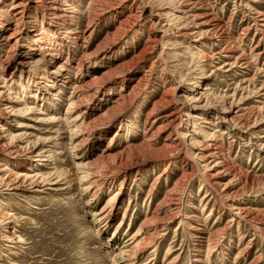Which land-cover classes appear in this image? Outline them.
<instances>
[{"label": "rangeland", "instance_id": "rangeland-1", "mask_svg": "<svg viewBox=\"0 0 264 264\" xmlns=\"http://www.w3.org/2000/svg\"><path fill=\"white\" fill-rule=\"evenodd\" d=\"M56 2L48 14L67 2L75 17L47 27L33 16L37 23L20 26L15 39H8L13 21L0 24L4 78L13 82L0 92H12L10 113L23 109L4 125L26 134L18 156L0 152V170L4 178L38 174L47 184L21 191L0 184V208L20 239L10 244L1 232L0 264H234L237 253L235 264H264V0H126L118 10ZM200 23L204 35L192 31ZM86 27L91 37L74 41ZM72 84L84 89L75 95L84 103L66 115ZM174 110L175 120L164 118ZM81 112L83 121L72 122ZM195 114L209 124L192 125ZM167 135L174 147L163 148ZM208 140L218 141L237 174L216 191L197 158ZM207 193L213 211L201 203ZM219 193L260 211L263 223L236 217ZM153 212L167 222L151 246Z\"/></svg>", "mask_w": 264, "mask_h": 264}, {"label": "bare ground", "instance_id": "bare-ground-1", "mask_svg": "<svg viewBox=\"0 0 264 264\" xmlns=\"http://www.w3.org/2000/svg\"><path fill=\"white\" fill-rule=\"evenodd\" d=\"M126 0H88V5L90 6V4L93 6V5H98L100 3H103L105 2L104 4H107L109 7L112 6V7H115L116 10L120 9V8H123V6L125 5V2ZM169 1V4H173V0H168ZM214 1V0H213ZM145 2V1H144ZM151 2V1H150ZM193 2V1H192ZM57 3L56 0H20L18 3L16 2H13L11 4V6L8 8V9H3L2 7H0V24L1 25H5L7 24L8 21L12 20L13 21V28H12V31L11 33L9 34L8 36V39H15V33L16 31L19 29L20 26H25V25H34L35 23H37L36 20L32 21L29 19H32L36 16H38L37 18H39V22H41L39 25H43V23H45L48 26H52V24L54 23H57V22H62L63 19H68L70 18V20H72V18L75 17V15L77 14V12L75 10L72 9V7L70 8V4H68L67 2H64L63 4H61L63 8H60V6H58L57 8H53L52 11L53 13L52 14H48L49 10L48 8L50 6H52L53 4ZM181 3V2H180ZM179 3V7L182 6V3L180 4ZM188 3H191L188 2ZM194 3V2H193ZM199 3V2H197ZM192 4V3H191ZM177 5V4H176ZM188 5V4H186ZM190 5V4H189ZM193 5V4H192ZM199 6V5H197ZM107 7V6H106ZM144 8V7H143ZM185 8V7H184ZM199 8V7H198ZM208 8V7H207ZM206 9V8H205ZM211 9V8H210ZM144 10V9H143ZM194 10V9H193ZM12 11V12H11ZM181 11V10H180ZM179 11V12H180ZM183 11V10H182ZM187 11V10H186ZM191 11V10H190ZM189 11V12H190ZM36 13V14H35ZM191 14V13H190ZM91 15V14H90ZM186 15V12L184 13V16ZM199 15V13H198ZM209 15V14H208ZM207 15V16H208ZM213 15V14H212ZM34 16V17H33ZM45 16H47V20H45ZM138 16V15H137ZM195 16V15H194ZM193 16V17H194ZM205 16V15H203ZM202 16V17H203ZM49 17V18H48ZM91 17V16H89ZM129 17V16H128ZM131 17V16H130ZM197 17V16H196ZM201 17V18H202ZM92 18V17H91ZM95 18V17H94ZM188 18V17H186ZM166 18L163 17V20H165ZM195 19H200V18H195ZM203 19V18H202ZM93 20V19H92ZM174 20L180 24V25H184L183 23L186 22L185 18H180L179 17H175ZM192 20V19H191ZM194 20V19H193ZM211 20V19H210ZM32 21V22H31ZM191 22V21H190ZM198 22V21H197ZM209 22V21H208ZM213 22V21H212ZM52 23V24H51ZM94 23V22H93ZM194 23V22H193ZM192 23V25H193ZM206 23V21H205ZM211 23V22H210ZM209 23V25H210ZM261 23V22H260ZM122 24V23H121ZM162 24V23H161ZM203 24V23H202ZM257 24V23H256ZM191 25V24H190ZM206 26L208 25V23L205 24ZM178 26V25H177ZM213 26V25H212ZM35 27V26H33ZM164 27V25H163ZM209 27V26H207ZM219 27V26H218ZM222 27V26H221ZM162 28V27H161ZM203 28V25L200 24H195V27L193 28L194 30H192L193 32L195 33H199L201 32L202 35H204V32H202ZM220 28V27H219ZM164 29V28H163ZM162 29V31H164ZM167 29V28H166ZM189 29H190V26H183L182 27V32L185 31V33L182 34V36L186 37V39H190V36H192L193 34H189ZM214 29V28H213ZM263 29V28H262ZM168 30V29H167ZM179 31V30H178ZM177 31V32H178ZM204 31V30H203ZM213 31H216V30H213ZM165 32V31H164ZM170 32V31H169ZM210 32H211V29H210ZM166 33V32H165ZM215 33V32H214ZM41 34V33H40ZM91 34H92V30L90 27H86L84 29V31L82 33H76V34H73V40H81V41H85L87 39H89L91 37ZM170 34V33H169ZM206 34H209V33H206ZM211 34V33H210ZM209 34V35H210ZM180 35V34H179ZM216 35V34H214ZM222 35V34H221ZM261 35V34H260ZM208 36V35H207ZM220 36V35H219ZM218 36V37H219ZM163 37V36H162ZM264 37V36H263ZM164 38V37H163ZM207 38V37H206ZM210 38V37H209ZM232 38V37H231ZM6 40L3 36L1 37L0 36V42L1 40ZM157 39V38H156ZM162 39V38H161ZM203 39V38H202ZM160 40V38L158 39ZM163 40V39H162ZM204 40V39H203ZM202 41V40H201ZM148 42V40H147ZM233 42V41H231ZM261 42V41H260ZM162 44V43H161ZM152 46V45H151ZM154 46V45H153ZM257 46V45H256ZM144 48L145 45L143 46ZM259 47V46H258ZM86 48V47H85ZM152 48V47H150ZM144 50V49H143ZM143 50L141 52V54L143 53ZM224 50V49H222ZM221 50V51H222ZM231 50V49H230ZM229 50V51H230ZM10 51V50H9ZM8 51V52H9ZM228 51V52H229ZM232 52V51H231ZM224 53V52H223ZM230 54V53H228ZM232 54V53H231ZM254 54V53H253ZM264 54V53H263ZM87 55V53H86ZM84 55V56H86ZM245 55V54H244ZM248 55V54H246ZM83 56V55H82ZM88 56V55H87ZM227 56V55H226ZM10 57V56H9ZM239 57V56H238ZM242 57V55H241ZM244 57V56H243ZM209 58V57H208ZM211 58V57H210ZM209 58V59H210ZM247 58V57H246ZM261 59V58H260ZM254 60V59H253ZM259 60V59H258ZM7 61H8V56L6 55V57L2 60H0V88L1 86H6L8 84H10L9 86H11V84L13 82H10L12 77H10V79L6 80L4 78V71L6 70V66H7ZM82 61V60H81ZM235 62V61H234ZM246 63V62H245ZM226 64V63H225ZM247 64V63H246ZM245 64V65H246ZM249 64V62H248ZM230 65V64H229ZM250 66V65H249ZM248 65L246 67H249ZM220 69V68H218ZM217 71V68L216 70ZM146 77L144 76L142 79H145ZM141 80V79H140ZM164 80V79H163ZM164 85V84H163ZM73 86V94L71 95V98L69 100V105H68V108H67V112H66V115L68 113H72L73 109H77L79 107L82 106V104L84 103V101L82 100L81 96V100L80 101H77L75 100V95L78 93L79 95L82 93L81 91V86L77 85V84H72ZM89 87V86H88ZM89 92V91H88ZM11 91L10 89H7L5 92H0V119H2V122H0V152L1 153H7L9 155H16L18 156L20 154V151H21V147H20V144L23 142L22 139L23 137L26 135V134H22V135H14L10 132H7L6 131V128H5V125L4 124H8L11 120H13V117H16L18 116L23 109H17L16 111H12V113H10L9 109L11 107H8V104L10 102H13L12 98L9 97V95H11ZM131 93V92H130ZM168 91L166 92H163V95L162 97H160L159 100H157L156 104L158 103L160 105V101L164 102L166 99H165V95H167ZM83 94V93H82ZM81 94V95H82ZM84 98H87L86 96H84ZM123 96H120L118 99H122ZM89 99V98H88ZM85 100V99H84ZM192 101L196 102L197 99H194L192 98L191 99ZM196 100V101H195ZM169 101V100H168ZM167 101V102H168ZM20 102V101H19ZM18 102V103H19ZM166 102V103H167ZM172 102V101H171ZM163 104V103H162ZM170 104V103H169ZM34 111V107L30 106V108H26L25 109V113L27 114H32V112ZM179 111L178 110H174L170 115L168 116H165L164 118H171L172 120H175L176 117L175 115H178ZM83 114L84 112H81L80 114L77 115V117H75L72 122H77L79 120H82L83 119ZM68 120V118H66L65 122ZM156 120V119H155ZM191 122H192V125H196V124H201V123H205V124H209V120L207 118H204L202 115H191V118H190ZM83 121V120H82ZM158 121V120H157ZM154 122V121H153ZM173 122V121H172ZM172 122H169L167 124H163L164 126L161 125L160 128H157L156 131H160V130H163L165 128L168 127V125ZM152 123V122H151ZM179 125V124H178ZM170 126H173V125H170ZM169 126V127H170ZM80 127V126H79ZM181 127V126H179ZM70 128V127H69ZM150 128V127H149ZM60 130V129H59ZM177 130V129H175ZM220 130L217 129L216 132H219ZM145 133V132H144ZM75 137H78L77 133L74 134ZM169 136L170 135H167L165 138H164V142L162 143L163 144V148L167 147V148H170V147H174L172 146V144L168 143V139H169ZM211 139V138H210ZM214 139V138H213ZM144 145V144H143ZM177 145V144H176ZM162 147V146H161ZM177 149V148H176ZM202 150L200 152H198L197 154V158L199 159L200 162H202L204 164V169L205 171L209 174L207 175V177H209L211 180L214 181L215 183V191L217 189H219V186H220V182H221V179H223L224 177H227L228 175H234V179L236 178V172H235V167L231 164V162H229L227 160V158H225L226 156H224V152L222 150V148L220 147L218 141L216 140H208V143L206 144V146L204 148H201ZM191 152V151H190ZM38 153H41V152H38ZM38 155V154H37ZM40 156V155H39ZM213 165V166H212ZM212 166V167H211ZM125 171V170H124ZM6 172V168H3L0 170V184L3 185L4 187H6V190H10V191H21L25 188H29V189H32V188H40V187H43L45 185H42L43 183L41 182H38V180L36 179L38 177V174L36 175H29V174H25V173H21V174H13V173H10L8 176H6L4 178V174ZM119 172V171H118ZM44 178V177H43ZM41 176H39V179H43ZM97 182V181H96ZM48 183V182H47ZM213 187V188H214ZM220 192V191H218ZM227 192V188H224V191L221 192V193H226ZM95 193V192H94ZM219 193V194H221ZM221 195H224V197L227 195L226 194H221ZM221 197V196H220ZM223 197V198H224ZM225 197V199H226ZM179 198V197H178ZM113 199V198H112ZM228 201H231L232 197L231 196H228L227 197ZM233 201V200H232ZM232 201L230 202L231 205H229V208L230 210H234L236 213H235V216L238 217V218H244V219H249L250 221H252L253 223H256L258 225H261L263 223V219L260 218V215H261V212L260 211H253V210H249V208H243V207H236L234 204H232ZM201 203L203 204L204 208L207 207V206H211L212 207V211L214 210V206H215V198L213 197L212 193H207L205 196H203L201 198ZM108 206V204H107ZM114 208V206H113ZM203 208V209H204ZM104 210V209H103ZM112 210V209H111ZM171 210V209H170ZM175 210V209H174ZM177 210V209H176ZM219 210V209H218ZM224 211V210H223ZM156 212V211H155ZM155 212L152 213V227L150 228L152 230V233L148 236V240L145 242V245H155L156 244V239L158 238L159 235H162L163 232L165 231L166 229V226H165V223L167 221H165L164 219L162 218H157L155 216ZM101 214L103 213V211L100 212ZM112 213V211H111ZM225 213V212H224ZM211 216V213L208 217ZM13 216L10 215L9 212H6L4 211L2 208H0V235L2 234L1 232H4L5 235L3 237V239L7 238V241L8 243L10 244H19L20 243V239L18 237L13 236L14 234H12L10 232V219L12 218ZM207 217V219H208ZM170 219V218H168ZM167 220V218H166ZM172 220V219H171ZM233 220V219H232ZM251 223V222H250ZM144 225V224H143ZM256 227V226H255ZM142 228V227H140ZM193 229L194 232H197L198 229L196 228H191ZM141 231V229L138 230L137 234ZM135 236L133 237H130V240H134ZM197 238V237H196ZM264 238V237H263ZM199 239V238H198ZM141 240V239H140ZM144 241V240H142ZM139 245V244H138ZM136 246V245H135ZM132 247V246H131ZM170 250H168V253L166 254V258L169 257L170 255ZM241 255L240 254H236V256L234 257L233 259V262L237 263L239 261V259H241ZM131 259H134V258H131ZM130 259V260H131ZM234 263V264H235Z\"/></svg>", "mask_w": 264, "mask_h": 264}]
</instances>
